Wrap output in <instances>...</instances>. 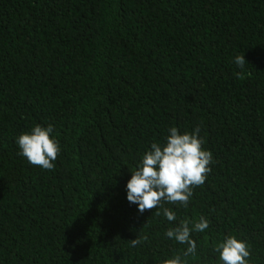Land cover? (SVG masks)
Masks as SVG:
<instances>
[{"label": "trees", "instance_id": "1", "mask_svg": "<svg viewBox=\"0 0 264 264\" xmlns=\"http://www.w3.org/2000/svg\"><path fill=\"white\" fill-rule=\"evenodd\" d=\"M37 124L52 170L19 154ZM171 127L212 163L170 222L126 185ZM201 217L185 257L166 232ZM229 236L264 264V0H0V264H222Z\"/></svg>", "mask_w": 264, "mask_h": 264}, {"label": "clouds", "instance_id": "2", "mask_svg": "<svg viewBox=\"0 0 264 264\" xmlns=\"http://www.w3.org/2000/svg\"><path fill=\"white\" fill-rule=\"evenodd\" d=\"M235 63L243 67L244 56L236 57ZM199 127L192 133L181 134L177 127L169 129L166 142L152 143L151 148L143 157L138 169L132 172L128 181L127 200L138 205V211L143 214L145 210L163 208L165 202L188 206L193 190L205 183L212 163V153L202 148L203 139L199 137ZM53 126L46 128L37 124L30 132L21 134L17 139L20 155L25 157L32 165L45 170H52L60 152L59 142L50 134ZM159 216L161 213L156 211ZM163 215L168 221L177 219L176 213L169 208H163ZM192 221L184 220L179 226L169 228L166 236L174 238L180 244L187 245L183 256L194 255L197 244L191 238L193 231L203 232L209 228L210 221L201 217L190 228ZM148 240V236H137L131 240L136 247ZM219 253L222 264H247L246 258L250 250L246 241L234 236L227 237L215 249ZM163 264H182L181 256L163 261Z\"/></svg>", "mask_w": 264, "mask_h": 264}]
</instances>
